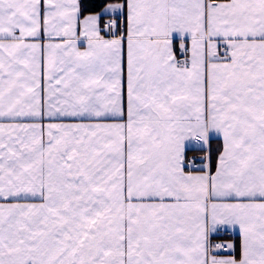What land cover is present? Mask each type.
<instances>
[{
    "label": "snow or ice",
    "instance_id": "6c2138e0",
    "mask_svg": "<svg viewBox=\"0 0 264 264\" xmlns=\"http://www.w3.org/2000/svg\"><path fill=\"white\" fill-rule=\"evenodd\" d=\"M0 264H264V0H0Z\"/></svg>",
    "mask_w": 264,
    "mask_h": 264
},
{
    "label": "crops",
    "instance_id": "0c3cea01",
    "mask_svg": "<svg viewBox=\"0 0 264 264\" xmlns=\"http://www.w3.org/2000/svg\"><path fill=\"white\" fill-rule=\"evenodd\" d=\"M119 2H109L106 5H104L98 12L84 14L81 16V18H83L84 16H88V15H94L97 13H102L104 8H106L109 4H114V3H119ZM78 3H79V1H78ZM114 18H116V17L113 14H108V15H105L103 17L104 21H107L109 19H114ZM102 34H105V33H102ZM106 38H108V37L106 36ZM80 46L82 48L83 44L81 43ZM212 139L219 140L218 138H211L210 141ZM200 147L201 146L199 144H197L195 141L188 142L186 145V158H188L190 155H193L197 158V160L199 161V164H200L201 159L204 155V152H202L200 150ZM198 150L201 151L202 153H197L196 151H198ZM199 167H200V165H199ZM213 237L216 239H222V240L226 241L227 245L229 243H233L236 246L234 251L232 249H228L229 252L227 254L218 255L219 258H227L229 255H234L237 259L239 258V234H238V230H234L229 226H220V227H218L217 231L212 235L211 239Z\"/></svg>",
    "mask_w": 264,
    "mask_h": 264
},
{
    "label": "trees",
    "instance_id": "16d2710c",
    "mask_svg": "<svg viewBox=\"0 0 264 264\" xmlns=\"http://www.w3.org/2000/svg\"><path fill=\"white\" fill-rule=\"evenodd\" d=\"M80 5V15L87 13L98 12L104 5L109 2H119L120 0H78ZM220 140L212 139L210 141V147L213 155V161L217 152V149L220 147ZM197 153H202L201 151H196Z\"/></svg>",
    "mask_w": 264,
    "mask_h": 264
},
{
    "label": "built area",
    "instance_id": "2783aa9c",
    "mask_svg": "<svg viewBox=\"0 0 264 264\" xmlns=\"http://www.w3.org/2000/svg\"><path fill=\"white\" fill-rule=\"evenodd\" d=\"M187 161L188 162H191L194 166V168H199V161L197 160V158L193 155H190L188 158H187ZM211 244L215 245V244H222L224 245L225 247L221 250L218 251L217 255H223V254H227L229 251H228V248H227V243L226 241L222 240V239H216V238H212L211 239ZM213 251L215 252L216 250L213 249Z\"/></svg>",
    "mask_w": 264,
    "mask_h": 264
}]
</instances>
